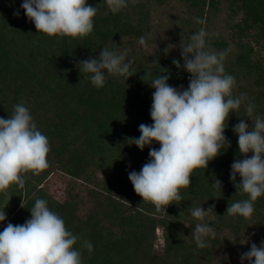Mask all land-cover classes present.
Returning <instances> with one entry per match:
<instances>
[{
    "label": "trees",
    "instance_id": "trees-1",
    "mask_svg": "<svg viewBox=\"0 0 264 264\" xmlns=\"http://www.w3.org/2000/svg\"><path fill=\"white\" fill-rule=\"evenodd\" d=\"M22 2L0 0V117L9 118L18 103L28 107L49 140V167L39 175L28 173L23 189L13 185L8 195L0 193V210L7 205L0 231L9 222L30 219L29 208L42 198L78 237L75 247L82 252L83 264H241L240 254L264 241V196L254 202L248 219L225 214L230 204L248 198L230 180L231 164L243 158L232 128L240 119L251 126L255 116L264 117V0H178L183 16L164 34L151 21L152 0H127V7L116 14L106 0H87L98 9L94 30L76 39L38 33ZM196 17L204 23H196ZM201 28L212 48L227 51L224 68L235 77L233 95L246 94L255 110L251 118L243 105L230 114L224 134L231 146L207 169L194 170L190 187L181 189L182 202L158 212L135 193L128 178L130 171L139 172L148 162L150 148L141 151L129 145L128 138L140 136V124L153 123L155 89L149 83L163 69L170 75L169 85L188 87L190 73L172 63L176 59L183 65L179 47L167 55L164 49ZM141 36L148 38L147 49L139 44ZM103 48L127 50L133 76L125 83L124 77L106 76L105 85L96 88L90 74L80 72V61L98 58ZM155 61L159 65L152 64ZM151 147L160 145L154 141ZM55 173L71 178L62 202L44 188ZM215 179L222 182V192L211 187ZM212 205L214 212L202 223L216 236L207 238L208 247L201 249L192 235L201 221L190 210ZM158 229L163 244L157 243ZM85 240L94 246L91 253L81 247Z\"/></svg>",
    "mask_w": 264,
    "mask_h": 264
},
{
    "label": "clouds",
    "instance_id": "clouds-1",
    "mask_svg": "<svg viewBox=\"0 0 264 264\" xmlns=\"http://www.w3.org/2000/svg\"><path fill=\"white\" fill-rule=\"evenodd\" d=\"M106 3L113 14L127 7V0H106ZM20 7L38 33L73 39L93 32L98 12L87 0H23ZM14 14L18 16L19 11ZM194 19L196 23H204L199 17ZM207 35L201 28L186 41L181 39L179 45H167L165 55L179 47L183 65L176 59L172 63L190 73L188 87L177 89L169 85L170 75L163 69V74L149 83L155 89L150 109L153 123L140 124V136L128 138V144H134L141 151L146 146L150 148L148 162L139 172L130 171L128 178L135 193L143 201L152 203L158 212L182 202L181 189L190 187L194 170L207 169L210 161L231 146L224 134L230 114L243 105L246 117L251 118L255 110V105L247 102L246 94L233 95L236 80L224 68L227 51L217 52L206 39ZM147 39L139 38V44L145 49L149 47ZM126 57L127 50L117 53L103 48L98 58L80 61L79 70L90 74L96 88L105 85L106 76L124 77L125 83L133 76L131 62H126ZM251 121L249 126L240 119L232 128L238 135V149L243 158L233 161L230 172L237 192L242 191L248 198L230 204L225 213L245 219L253 215L254 202L264 196V117L255 116ZM154 141L159 143L158 149L151 147ZM49 152V140L38 129L28 107L23 102L14 105L9 118L0 117V193L8 195L13 185L23 189L28 173L39 175L47 169ZM249 153H252L250 157ZM238 175L240 183H236ZM211 187L222 192L219 179ZM21 207H24L23 200ZM214 207L190 210L191 216L201 221L192 233L201 249L208 247L207 238L216 236L213 228L202 223L214 212ZM4 208L0 210V222L7 219ZM29 210L30 219L23 224L9 222L0 231V264H83L82 252L75 247L78 237L50 210L47 200L37 198ZM81 247L89 253L94 249L87 240ZM240 261L241 264L245 261L264 264V241L259 246L252 243L248 251L240 254Z\"/></svg>",
    "mask_w": 264,
    "mask_h": 264
},
{
    "label": "rangeland",
    "instance_id": "rangeland-1",
    "mask_svg": "<svg viewBox=\"0 0 264 264\" xmlns=\"http://www.w3.org/2000/svg\"><path fill=\"white\" fill-rule=\"evenodd\" d=\"M153 10L151 21L159 33L164 34L173 25V21L183 16V6L178 0H152ZM148 43V42H147ZM148 45H150L148 43ZM71 181L69 176L62 173L53 174L44 184V188L58 201H64L67 195L68 184ZM159 237L157 243L163 244L162 231L157 230Z\"/></svg>",
    "mask_w": 264,
    "mask_h": 264
}]
</instances>
